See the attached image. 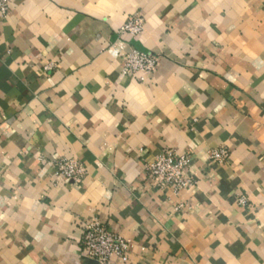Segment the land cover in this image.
<instances>
[{
    "label": "crops",
    "instance_id": "1",
    "mask_svg": "<svg viewBox=\"0 0 264 264\" xmlns=\"http://www.w3.org/2000/svg\"><path fill=\"white\" fill-rule=\"evenodd\" d=\"M134 15L133 38L120 28ZM131 48L157 56L154 73L125 74ZM166 150L191 154L193 188L150 184ZM64 159L84 165L80 183L55 175ZM93 219L131 243L106 264H264V0L11 1L0 264H97L81 247Z\"/></svg>",
    "mask_w": 264,
    "mask_h": 264
},
{
    "label": "built area",
    "instance_id": "2",
    "mask_svg": "<svg viewBox=\"0 0 264 264\" xmlns=\"http://www.w3.org/2000/svg\"><path fill=\"white\" fill-rule=\"evenodd\" d=\"M11 1L0 0V18L6 17ZM143 27V18L134 15L127 19L120 28V33L134 38L141 34ZM157 65L156 55L133 48L123 58V70L130 78H134L138 74H152ZM51 67L48 66L46 69L50 70ZM208 156L210 161L222 163L227 160L229 152L226 148L221 147L211 150ZM190 158L189 152L163 151L152 162L145 164V176L153 187L160 190L170 189L175 194L189 190L195 185V180L188 174ZM53 166L57 177L74 184L80 183L86 174L84 165L77 160H55ZM81 247L85 261L92 260L97 264H106L110 260L116 259L121 263H127L131 243L107 230L99 220L93 219L83 226Z\"/></svg>",
    "mask_w": 264,
    "mask_h": 264
}]
</instances>
